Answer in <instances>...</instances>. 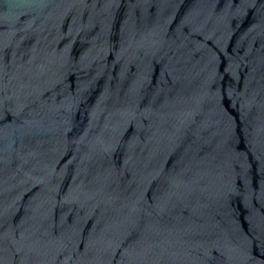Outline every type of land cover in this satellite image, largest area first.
I'll return each mask as SVG.
<instances>
[{
	"label": "water",
	"instance_id": "95a60500",
	"mask_svg": "<svg viewBox=\"0 0 264 264\" xmlns=\"http://www.w3.org/2000/svg\"><path fill=\"white\" fill-rule=\"evenodd\" d=\"M0 264H264V0H0Z\"/></svg>",
	"mask_w": 264,
	"mask_h": 264
}]
</instances>
